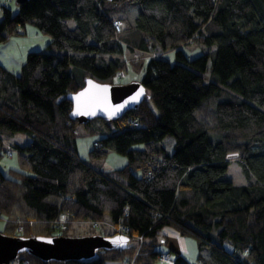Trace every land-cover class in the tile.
Returning <instances> with one entry per match:
<instances>
[{"label": "trees", "instance_id": "1", "mask_svg": "<svg viewBox=\"0 0 264 264\" xmlns=\"http://www.w3.org/2000/svg\"><path fill=\"white\" fill-rule=\"evenodd\" d=\"M27 24L50 42L27 53L19 75L0 65V151L18 158L0 169V232L54 236L61 213L107 218L124 226L125 249L59 264H155L165 226L196 240L199 264H264V0H28L15 12L0 6V43ZM194 40L213 48L188 60L181 46ZM155 46L184 64L149 57L138 108L83 125L103 135L91 157L127 158L96 169L78 156L67 95L86 78L123 84L114 78L126 72L125 49ZM16 134L28 141L12 143ZM232 154L242 185L222 177ZM173 264L192 263L177 253Z\"/></svg>", "mask_w": 264, "mask_h": 264}, {"label": "water", "instance_id": "2", "mask_svg": "<svg viewBox=\"0 0 264 264\" xmlns=\"http://www.w3.org/2000/svg\"><path fill=\"white\" fill-rule=\"evenodd\" d=\"M27 1L15 0L18 5ZM146 96V88L139 81L108 84L86 78L78 91L67 95L72 104L69 117L81 125L96 118L113 122L126 112L138 108ZM128 242L129 237L120 234L25 238L0 232V264H12L24 253L47 263L87 261L101 250L125 249Z\"/></svg>", "mask_w": 264, "mask_h": 264}, {"label": "rangeland", "instance_id": "3", "mask_svg": "<svg viewBox=\"0 0 264 264\" xmlns=\"http://www.w3.org/2000/svg\"><path fill=\"white\" fill-rule=\"evenodd\" d=\"M5 5L9 6L12 9V12L16 11V2L15 0H0V6ZM70 24H72L70 22ZM28 26V24H27ZM42 33H40L41 36ZM44 38L50 37L44 35ZM40 45V42L37 44ZM45 43L41 42V46L45 49ZM185 57L188 60H191L203 53H207L211 50V47L202 44L198 41H192L181 47ZM124 59H126V72L124 76L121 78H114L116 83H130L133 81H140L143 77V67H145L147 60L151 56L158 55L160 58L168 60L170 63H181L183 62L177 60L175 56V52L173 50L162 51L161 49L153 50L147 52L139 51L138 49H125L124 51ZM155 54V55H154ZM0 59H7V53L0 51ZM138 67H133L137 66ZM95 124H90L89 127H94ZM24 136V135H23ZM103 135L99 131L89 132L87 131L83 125L78 124L76 126V136H75V144L77 148L78 156L89 163L96 169L112 172L115 169L123 167L127 163V158L125 155L117 154L113 151H109L103 157H91L89 155L90 151L94 149V142L99 141ZM21 141V140H20ZM10 141L6 142V145ZM22 143V142H21ZM235 155H229L231 159V164L228 167L227 171L222 175L223 178H227L232 180V182L236 185H242L244 183V177L240 172L239 166L234 160ZM10 168H18V158L14 151H12V156L8 157L4 150L0 151V169L3 173H8ZM138 175V173H135ZM91 221H72L69 220V224L71 225L67 231L65 232L66 236L70 237H79V236H89V235H102L108 234L112 231H116V228L112 226V224L107 221V218H104L103 221H95L96 226L92 225ZM6 222L0 218V231L5 230ZM18 232L21 233V231ZM31 233V232H30ZM63 233L61 230L55 228L52 231V235L57 236ZM117 234V233H116ZM123 235V234H120ZM157 249L165 252L169 256V262L161 263L156 261L155 264H173V260L177 253L188 259L192 264H199L197 262V256L199 254L197 242L194 238L188 236H181L173 227L165 226L161 231V235L158 238V246ZM207 253V249L203 251V254ZM19 259V258H17ZM16 264V263H15Z\"/></svg>", "mask_w": 264, "mask_h": 264}, {"label": "crops", "instance_id": "4", "mask_svg": "<svg viewBox=\"0 0 264 264\" xmlns=\"http://www.w3.org/2000/svg\"><path fill=\"white\" fill-rule=\"evenodd\" d=\"M39 42L40 45H37ZM41 42H44L46 44L45 45V49H46L50 40L48 38H44L43 34H41L40 36V32L34 26L25 25L22 28V34L11 36L10 38H8L6 42L0 43V51L7 53V59H5V61L3 59H0V65H2L7 71L19 75L21 71V67L24 63L25 57L28 52L44 51V49H42L43 47L41 46ZM212 48L213 47H211V49ZM156 49H160V48L155 46L153 50ZM139 51L147 52L143 50H139ZM8 141L11 142V140ZM15 141L26 143L28 141V138L26 136H23V134H16L15 137L13 138L12 143H14ZM10 142L8 144H10ZM107 221L109 223L108 219ZM106 264H125V263L107 262Z\"/></svg>", "mask_w": 264, "mask_h": 264}, {"label": "built area", "instance_id": "5", "mask_svg": "<svg viewBox=\"0 0 264 264\" xmlns=\"http://www.w3.org/2000/svg\"><path fill=\"white\" fill-rule=\"evenodd\" d=\"M6 1H9V0H6ZM113 26H114V28H115L116 31H120L121 28H122V21L120 19L113 20ZM117 76L118 77H123L124 76V72L118 73ZM134 124L136 125L135 122H134ZM94 146L100 147L101 146V143H97L96 142V143H94ZM11 155H12V152H11V150H9L8 151V156H11ZM96 224L97 223L95 221L92 222V225L93 226H96ZM53 225H55L56 228L59 229V230H61V231L67 230L68 229V226L70 225L69 224V219H68L67 215L64 214V213L59 214V216L53 221ZM22 230H23V227L20 226L19 227V231H22ZM124 231H125L124 226L120 225V226L116 227V233L117 234H123V235H125L124 234ZM29 237H34V236H33L32 233H30L29 234ZM138 240L140 242L141 241V237H138ZM138 250H139V248H138ZM158 260H159V262H162V263L169 262V256L167 254H165V253H160L158 255ZM20 262H21L20 259H16V260H14L12 262V264H15V263L16 264H19ZM23 263L24 264H29L28 260H24Z\"/></svg>", "mask_w": 264, "mask_h": 264}]
</instances>
